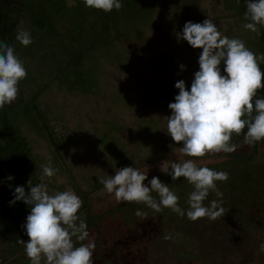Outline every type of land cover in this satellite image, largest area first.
Returning <instances> with one entry per match:
<instances>
[{"label": "rangeland", "instance_id": "obj_1", "mask_svg": "<svg viewBox=\"0 0 264 264\" xmlns=\"http://www.w3.org/2000/svg\"><path fill=\"white\" fill-rule=\"evenodd\" d=\"M66 2L68 5L74 3L73 0H66ZM208 18L217 25L223 35L240 40L244 38L242 26L235 15L224 8L222 0H159L148 21L141 25L143 33L153 39L154 43L164 41L179 45L178 66L181 69L180 65L183 64L185 68L182 73L176 74L175 82L184 80L189 91L194 74L199 69L197 63L203 49H194L186 40H178L176 33L182 34L184 25L188 21L203 23ZM24 29L28 32L31 31L25 22ZM131 42L132 47L140 45V40L137 38H133ZM120 45L123 44L116 45L114 50L110 46L105 50L101 48L94 53L93 61L88 62L89 65L90 62L91 65L95 64L98 93L88 91L94 95L89 94L86 98L77 93L69 98L70 96H66L69 93L67 90L54 88L51 82L49 83L50 89H45L38 97L39 102L49 104L53 112L59 111V114L62 115L61 119L52 122L59 133L70 136L77 135L81 130V136L85 137V145H81L80 140L68 144L63 154L71 167L74 181L80 186L88 204L85 207L82 205L78 216L86 220L88 210L89 215L95 219V225L100 233L111 240V244H107L108 248L105 251L106 257L112 256L110 264H264V252L259 250L260 245L264 244V170H261L264 167V144L259 145V155L256 160L248 164L241 161L230 163L232 160H238L244 154L252 153L254 144L245 143L244 138L235 144L237 147L232 153H209L204 157L183 155L180 151L182 146L174 142L167 132V120L164 121L159 131L151 129V125H149L150 128L147 127V120L143 122L136 117L137 109L134 107V100L128 105L125 100L120 99L117 93L118 88H130L142 80L163 83L161 78L155 76L156 65L151 54L146 53L144 56H138V52L132 47H128V50L125 51L126 46L123 49ZM115 50L118 53L128 52L129 56H125L124 59L135 70L121 69L117 61L114 60ZM224 67L222 62L220 65L221 74L227 75L223 71ZM37 68L36 65L32 69V75H38ZM48 80L49 76L43 75V78L40 77L37 80V84L48 82ZM31 88H34V85H31ZM31 88L27 89L31 90ZM135 93L134 97L138 96ZM163 104L161 103L162 107L157 108L154 112V114H159L160 119L164 115L165 117L170 116L169 104ZM145 117L149 116L145 115ZM106 121L108 124L104 123ZM96 124L100 126L97 128L99 131L112 125L119 127L116 136L124 145L128 156L125 166H116L109 162L106 155L94 147L97 140L96 130H94ZM81 127L82 129H79ZM142 140H145L146 143ZM187 159H193L199 167L227 172L229 177L232 173L240 172L245 166H248L245 168L249 170L260 169L262 173L253 177L247 184L246 189L250 193L253 192L247 198L250 200L249 205L237 197L236 200L239 203L236 204L235 197H233V202L230 201L224 187L225 181H216L217 188L223 193V196L217 197L214 192H210L204 205L210 206L212 200L218 202L222 200L221 206L228 205L229 207L227 208L229 212H225V214L228 213L227 218L220 217L212 221L205 217L191 221L187 218L186 212L185 216L181 217L163 206H161L160 212H156L143 203L118 202L114 194H109L104 186L90 189L81 174L83 163L86 161H89L90 166L94 168L93 171L99 177L105 178L114 175L118 168L136 167L147 174L146 184L154 176L167 183L170 189L179 196L178 206L188 210L187 201L190 193L194 190L193 185L183 177L173 181L171 176L160 170L164 161L171 163ZM48 162L49 159L40 163V177L42 175L41 166ZM52 163L53 161H51V165ZM53 168H58L59 171L51 178L45 177L49 193L71 190L77 194L72 186V181L69 180L65 172V167L60 164L59 167ZM240 190L245 192V190L242 191V187ZM152 195L159 201L158 194L153 192ZM117 206L121 208L116 210ZM137 210L147 212V217H137L135 215ZM237 215L242 218L236 217ZM23 225L24 223L17 226L12 225L5 230L3 238L0 239V264H26L23 263V259L27 256L25 247L19 243L21 239L26 242L29 240ZM141 227L144 228V237L135 244H133L134 241L127 242L125 240L123 243L117 239H111L114 238L111 236H115L114 231L118 232V237L124 240L130 233ZM87 231L89 237L85 241L79 242L73 238L75 246L78 247L80 243H88L91 241L92 235L95 236L97 233L88 225ZM165 235H169L171 239H164ZM130 243L133 245L126 246ZM96 256L100 257L99 252Z\"/></svg>", "mask_w": 264, "mask_h": 264}, {"label": "trees", "instance_id": "obj_2", "mask_svg": "<svg viewBox=\"0 0 264 264\" xmlns=\"http://www.w3.org/2000/svg\"><path fill=\"white\" fill-rule=\"evenodd\" d=\"M73 1V4L68 5L66 0H0V42L14 47L15 55L23 61L27 71L26 78L18 84L17 99L12 104H5L0 108V239L3 238L8 227L26 223L27 216L31 212L30 206L22 200L16 201L13 205H10V201L14 200L15 187L22 186L28 192L30 179L33 185L41 182L40 163L48 159L53 161L52 167H59L60 164L65 167V172L82 199L83 206L88 205L80 186L74 181L71 167L63 157L68 144L80 140L81 145H85V137L81 136V130L77 135L64 136L55 129L52 122L61 119L62 115L59 111L53 112L49 104H43L38 99L41 92L50 89L49 83L52 82L54 88L67 90L70 95L67 93L66 96H70L69 98L77 93L86 98L89 94L98 93L95 64L91 65V62L90 65L88 64L89 61H93L94 53L101 48L105 50L108 46L114 50L118 44H123L120 45L123 49L126 46L124 50L127 51L128 47H132L131 40L137 38L140 40V45L132 48L138 52V56L149 53L154 57L155 76L161 78L163 83L142 80L136 86L118 88L120 99L125 100L128 105L134 100L138 120L143 122L147 120V127L151 125V129L159 131L167 117L164 115L160 119L159 114H154L155 110L162 107L161 103L175 102V96L179 93V89L175 87V76L182 73L177 59L179 45L164 41L154 43L141 28V25L145 24L153 14L155 4L159 0H121L122 8L120 10L114 8L111 12L87 7L84 0ZM247 2L248 0H222L224 8L230 10L242 26L244 32L242 41L259 56L264 54V25H257L259 34L244 28V24L251 22L245 20ZM24 22L31 31L24 29ZM18 29L30 34L32 39L30 45L24 46L16 39ZM125 56H129V53L114 51V60L121 69L135 70L126 62ZM36 65L38 75H32L31 71ZM197 66L199 67V63ZM260 68L264 72V62H260ZM43 75L49 76L48 82L37 84V80L43 78ZM31 85H34V88H31ZM134 93L138 96L134 97ZM257 98H264V88L257 91L253 103ZM171 114L170 110V116ZM145 115L149 117L145 119ZM255 115L253 111V116ZM104 123L108 124L107 121ZM108 127L99 131L97 128L100 126L96 124L94 130L97 140L94 147L106 155L109 162L116 166H125L128 156L124 145L116 136L119 127L115 125ZM246 131L245 128L240 135L233 134L230 143L236 144L241 141ZM152 139L154 140V137ZM142 141L146 143L145 140ZM263 144L264 140L256 142L252 153L244 154L230 163L241 161L248 164L255 161L259 155L258 147ZM180 145L182 146V143ZM245 167L240 172L232 173L225 181L224 187L230 201L240 198L243 203L249 205L250 200L247 198L253 192L250 193L246 189L247 184L253 177L262 173V169L249 170ZM93 169L89 161H86L83 163L81 174L90 189H98L103 184L99 182L100 177ZM9 175L13 177L12 180H8ZM240 187L245 192H241ZM237 201L236 204L239 203ZM222 207L229 212L228 205ZM120 208L117 206L116 210ZM86 214L85 222L98 233L95 219L90 217L88 210ZM227 215L228 213L221 218H227ZM236 217L242 218L239 215ZM98 252L100 254L97 246L92 256L93 264H110L112 256L97 257ZM102 260H107L108 263H100ZM23 263L31 264V260L26 256Z\"/></svg>", "mask_w": 264, "mask_h": 264}, {"label": "clouds", "instance_id": "obj_3", "mask_svg": "<svg viewBox=\"0 0 264 264\" xmlns=\"http://www.w3.org/2000/svg\"><path fill=\"white\" fill-rule=\"evenodd\" d=\"M87 7L111 12L122 8L121 0H84ZM244 28L259 34L257 25H264V0H248ZM178 40H186L194 49L202 48L199 56V71L194 74L190 91L184 80L175 84L179 89L175 102L168 105L171 116L167 117V132L187 157H204L209 153H232L236 145L230 143L233 134L240 135L247 129L245 143L255 144L264 140V98H257V91L264 88V72L260 62L264 54L257 56L238 38L223 35L211 19L203 23L186 22L183 33H176ZM16 39L24 46L32 43L30 34L18 29ZM225 65L221 74L220 65ZM183 70L185 66L180 65ZM27 71L15 55L13 46L0 42V108L12 104L18 96V84L26 78ZM253 111L256 115L253 116ZM40 183L28 181L30 191L22 186L15 187L14 200L23 201L31 208L27 216L26 229L29 240L21 239L31 264H93L95 241L83 242L89 237L87 223L78 216L82 199L73 191L49 193L45 177L51 178L59 171L51 160L42 165ZM160 170L171 176L173 181L184 178L194 190L188 198L187 218L196 221L209 218L215 221L226 212L222 200H212L210 206L204 201L210 192L222 197L216 181H227L229 175L208 167H199L193 159L180 162H162ZM11 175L8 180H12ZM147 174L136 167L118 168L114 175L100 177L99 182L118 202H136L160 212L163 206L181 217L185 210L178 206L179 196L159 177H152L148 184ZM159 196V201L152 193ZM135 215L146 218L148 213L137 210ZM164 239H171L165 235ZM259 250L264 252V244Z\"/></svg>", "mask_w": 264, "mask_h": 264}, {"label": "flooded vegetation", "instance_id": "obj_4", "mask_svg": "<svg viewBox=\"0 0 264 264\" xmlns=\"http://www.w3.org/2000/svg\"><path fill=\"white\" fill-rule=\"evenodd\" d=\"M261 169L263 171L264 170V167H262ZM185 210H186L185 212H187V209H185ZM143 230H144V228H142V227L140 229L134 230L132 233H130V235L128 236V238L127 239H124V240L121 239L120 237H118V235H119L118 232L114 231L115 236H111V237H114V238H111V239H113V240H116L117 239L118 241H122L123 243L125 242V240H127V242L134 241L133 244H135L138 240H141L144 237L145 232H143ZM91 240H94L95 241V244H96V247L95 248H97V246L99 247L100 256L105 258L106 257L105 251L108 248L107 244H111V242H110L111 240H109L105 235L101 234L99 230H98V233L95 234V236L92 235ZM133 244L132 243L126 244V246H131ZM97 262L98 261H96V263ZM100 263H108V262H107V260L106 261L105 260H102Z\"/></svg>", "mask_w": 264, "mask_h": 264}]
</instances>
